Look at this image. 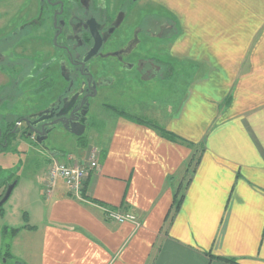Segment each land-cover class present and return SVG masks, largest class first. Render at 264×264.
Returning a JSON list of instances; mask_svg holds the SVG:
<instances>
[{"label": "crops", "instance_id": "0c3cea01", "mask_svg": "<svg viewBox=\"0 0 264 264\" xmlns=\"http://www.w3.org/2000/svg\"><path fill=\"white\" fill-rule=\"evenodd\" d=\"M151 2L174 32L168 49L150 56L169 65L163 90L193 79L185 98L165 120L158 114L172 113L170 99L157 100L158 124L106 105L113 114L102 118L96 146L71 138L51 153L38 148L44 166L22 192L30 223L13 236H33L20 264H264V0ZM93 151L100 169L82 201L62 181L47 192L52 159L82 163ZM104 209L130 213L141 227L109 221Z\"/></svg>", "mask_w": 264, "mask_h": 264}, {"label": "flooded vegetation", "instance_id": "af4514ba", "mask_svg": "<svg viewBox=\"0 0 264 264\" xmlns=\"http://www.w3.org/2000/svg\"><path fill=\"white\" fill-rule=\"evenodd\" d=\"M3 20L0 104L22 98L29 108L13 124L0 113V148L27 139L50 151L71 138L84 143L95 108L119 101L124 88L168 78L169 65L150 52L174 27L151 0H21ZM26 119H44L45 132L31 133ZM69 119L85 120L81 137L63 128ZM28 133L46 140L40 146Z\"/></svg>", "mask_w": 264, "mask_h": 264}, {"label": "rangeland", "instance_id": "374dc122", "mask_svg": "<svg viewBox=\"0 0 264 264\" xmlns=\"http://www.w3.org/2000/svg\"><path fill=\"white\" fill-rule=\"evenodd\" d=\"M20 2L21 0H0L1 25L4 21V12H6L8 8L14 9L19 7ZM153 9L157 13V7L153 5ZM6 33L7 32L4 30H0V34ZM169 43L170 40H167L159 42L158 44L162 45V51H165L168 49L167 46ZM192 80V78L183 77L181 84L178 83L172 87L168 86L166 90H163V83L160 81L155 83L146 82L143 86H134L133 89L124 88L119 101L110 102V105H112L115 111L119 113H128L147 122L158 124V122L161 121L156 120L157 115L153 112L156 111V109L160 110L156 106V101L165 98L170 99V112L172 113L167 114L168 108L166 107L165 112L158 114L161 115L159 116V120H165L168 117L173 116L174 113L177 112L182 100L185 98L187 85ZM172 81H178V77ZM173 87L176 88L173 89ZM15 101V103L4 102L3 104H0V113L5 115L3 125H6L9 121L13 124L17 118L28 112L29 104L27 101L22 98H18V100ZM94 111L93 115L90 116L91 131L84 137V142L89 146L97 145L94 138L97 133L99 134L103 131L104 127L100 128L102 118L105 115L108 116L113 114V112L104 106H99L95 108ZM21 142H25L27 145L29 143L31 145L27 146ZM70 145H72V141L70 142ZM49 147L50 146L47 148L49 149ZM57 147L58 146H55L54 149ZM43 166L44 157L40 154V152H38V146L36 149L35 144L31 140H17L10 143L8 146H4V148H0V197H4L6 189L9 185L14 182H18V185L16 186L10 199L0 210V264H20L27 260L26 250H30L27 249V247L30 248L34 244L29 237L33 236L23 233V235L13 239L11 232L14 229L21 228L26 223H30L29 219L26 220V210L24 204H22L24 200V194L22 192H24V189L27 190L28 186L31 185L30 183L34 180V175L37 171H41ZM190 175L191 173H187V175H185L186 177L184 176V180H186V182L190 178ZM20 194L22 196L20 199L21 202L19 200ZM33 214L34 213H31V220H33ZM8 252L12 253L14 257H6V253ZM31 258L34 259L35 256H32Z\"/></svg>", "mask_w": 264, "mask_h": 264}, {"label": "built area", "instance_id": "2783aa9c", "mask_svg": "<svg viewBox=\"0 0 264 264\" xmlns=\"http://www.w3.org/2000/svg\"><path fill=\"white\" fill-rule=\"evenodd\" d=\"M99 169L100 162L97 151H93L90 158L82 163L76 162L71 157L66 160L54 158L48 166L45 187L49 193L59 181H62L67 187L70 196L82 201L85 184L90 173ZM104 212L106 219L109 221L119 224L131 223L137 228L141 227L138 219L130 213L112 209H104Z\"/></svg>", "mask_w": 264, "mask_h": 264}, {"label": "water", "instance_id": "95a60500", "mask_svg": "<svg viewBox=\"0 0 264 264\" xmlns=\"http://www.w3.org/2000/svg\"><path fill=\"white\" fill-rule=\"evenodd\" d=\"M72 121V120H67V121H61L63 123V128L71 135H74L75 137H81L84 132H85V127H84V122L85 120H75V121H72L70 126H69V122ZM25 122L28 124V125H32V127H34L36 130L31 133H35L36 136H40L42 132H45L44 131V128L45 126L47 125H44V122L45 120L44 119H39L38 121H35V122H31V119H26ZM41 126L42 127V131H39L37 129V127ZM31 133H28L27 134V138H32L33 140L36 141V143L38 145L41 146V144L46 140V137H44L43 139H37V137L35 136H31ZM48 134V131L47 133H44V135ZM45 152L47 153H50V149L48 148H44L43 146L41 147ZM16 182L12 183L11 185H9L6 189V192H5V195L4 197L0 200V208L9 200V198L11 197V194L16 186Z\"/></svg>", "mask_w": 264, "mask_h": 264}, {"label": "trees", "instance_id": "16d2710c", "mask_svg": "<svg viewBox=\"0 0 264 264\" xmlns=\"http://www.w3.org/2000/svg\"><path fill=\"white\" fill-rule=\"evenodd\" d=\"M155 128H158V127H155ZM158 129H160V128H158ZM162 132H163V134L164 135H166V136H168V137H170L171 139H174V140H176V141H180V142H182V143H186L187 145H190V146H194L193 144H191V143H188V142H185V141H183V140H181V139H179L178 137H176V136H174V135H172V134H169V133H167L166 131H164V130H162V129H160ZM203 146V145H202ZM202 146H199V147H197L196 148V155L194 154L193 155V157H192V159H191V161H190V163H188V173L190 172L189 170L193 167V171L195 170V167H196V165L199 163V161H200V156H199V154H201L202 153V151L204 150V147H202ZM183 191H182V187H180L179 188V190L176 192V196H175V202H174V207L176 208V210H178L179 208H180V206H181V203H182V200H183V198H184V193H182ZM2 199V197H0V200ZM2 209V207L0 208V210ZM20 231V229H14V230H12V232H11V236L13 237L14 235H16L18 232ZM4 233H6V232H4ZM6 257H11L10 256V253L8 252V253H6ZM216 260H219V261H222V262H227V263H232V264H236V262L234 261V260H231V259H225V258H215Z\"/></svg>", "mask_w": 264, "mask_h": 264}]
</instances>
